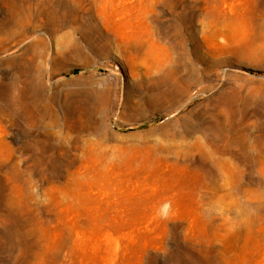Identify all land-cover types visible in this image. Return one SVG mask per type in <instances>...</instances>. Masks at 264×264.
Segmentation results:
<instances>
[{
  "label": "rangeland",
  "instance_id": "obj_1",
  "mask_svg": "<svg viewBox=\"0 0 264 264\" xmlns=\"http://www.w3.org/2000/svg\"><path fill=\"white\" fill-rule=\"evenodd\" d=\"M0 264H264V0H0Z\"/></svg>",
  "mask_w": 264,
  "mask_h": 264
}]
</instances>
